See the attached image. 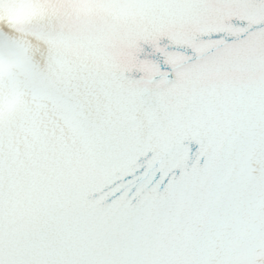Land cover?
Here are the masks:
<instances>
[{"label": "snow or ice", "instance_id": "obj_1", "mask_svg": "<svg viewBox=\"0 0 264 264\" xmlns=\"http://www.w3.org/2000/svg\"><path fill=\"white\" fill-rule=\"evenodd\" d=\"M0 264H264V0H0Z\"/></svg>", "mask_w": 264, "mask_h": 264}]
</instances>
